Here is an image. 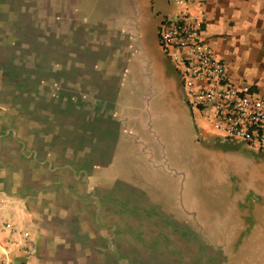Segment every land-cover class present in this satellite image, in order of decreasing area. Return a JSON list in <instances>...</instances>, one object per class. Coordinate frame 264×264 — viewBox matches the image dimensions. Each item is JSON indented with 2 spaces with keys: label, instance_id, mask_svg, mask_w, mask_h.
I'll list each match as a JSON object with an SVG mask.
<instances>
[{
  "label": "crops",
  "instance_id": "1",
  "mask_svg": "<svg viewBox=\"0 0 264 264\" xmlns=\"http://www.w3.org/2000/svg\"><path fill=\"white\" fill-rule=\"evenodd\" d=\"M202 1L228 79L264 94V0ZM13 3L0 0V264H264V209L248 222L201 187L223 186L200 169L217 135L158 45L167 1L53 0L48 62L14 58ZM175 99L192 152L173 134Z\"/></svg>",
  "mask_w": 264,
  "mask_h": 264
},
{
  "label": "built area",
  "instance_id": "2",
  "mask_svg": "<svg viewBox=\"0 0 264 264\" xmlns=\"http://www.w3.org/2000/svg\"><path fill=\"white\" fill-rule=\"evenodd\" d=\"M166 1L170 10L159 18L157 41L174 65L192 111L217 135L264 149V94L228 79L224 61L204 35V2Z\"/></svg>",
  "mask_w": 264,
  "mask_h": 264
},
{
  "label": "rangeland",
  "instance_id": "3",
  "mask_svg": "<svg viewBox=\"0 0 264 264\" xmlns=\"http://www.w3.org/2000/svg\"><path fill=\"white\" fill-rule=\"evenodd\" d=\"M52 1L27 0L22 5L20 0H14V3L9 5L10 9H8V12L12 11L13 14L7 20L6 30L10 33L7 39L12 44L11 47L14 51L15 59L22 58L30 61L32 59H43L45 62L54 60V40L57 37L53 29L54 21L48 18L49 13H52L53 10ZM45 15L46 19L41 18ZM59 38L62 39L64 37L58 36ZM172 86L174 87L173 84ZM180 86L184 96V103L192 112L186 91L181 83ZM176 90L179 91L177 86ZM174 104L176 112L173 116V134L182 143L180 147H184L186 150L188 149L186 143L189 141L188 135L191 128L189 129L185 121L186 116L182 105L178 104L176 99ZM208 128L210 127H205V129ZM195 139L201 140L202 138L196 135ZM205 140L207 147H201L200 151L206 157V161L203 164L200 163V169L204 173L215 177L217 181L222 179L223 186L221 188L215 187L214 183L216 181L209 178L201 182L202 189L207 187L205 190H209L212 194L226 190L227 199L219 195L216 201L221 204L223 202L230 203L229 206L235 208V211L247 216L248 222H253L259 212L264 209V149L253 147L239 139H227L219 135L211 137L207 134ZM175 149H177V143ZM188 150L193 151L192 143ZM193 166L194 163L190 157L189 161L186 160L183 165V175L187 181H190L188 187L190 195L187 196L186 201L192 204V207H196L199 201L192 190L197 188L191 185L194 184L192 179L195 178L197 173L192 178L191 168ZM175 174L176 171L174 176ZM229 196L231 198H228ZM221 223H224V220Z\"/></svg>",
  "mask_w": 264,
  "mask_h": 264
}]
</instances>
